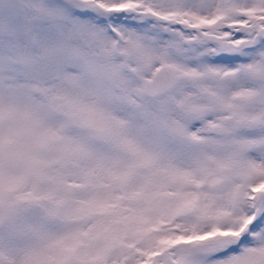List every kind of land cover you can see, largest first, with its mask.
<instances>
[{
  "label": "snow or ice",
  "instance_id": "6c2138e0",
  "mask_svg": "<svg viewBox=\"0 0 264 264\" xmlns=\"http://www.w3.org/2000/svg\"><path fill=\"white\" fill-rule=\"evenodd\" d=\"M0 264H264V0H0Z\"/></svg>",
  "mask_w": 264,
  "mask_h": 264
}]
</instances>
